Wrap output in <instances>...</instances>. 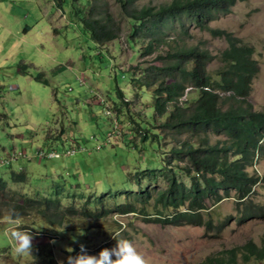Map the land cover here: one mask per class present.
I'll list each match as a JSON object with an SVG mask.
<instances>
[{"label":"rangeland","instance_id":"rangeland-1","mask_svg":"<svg viewBox=\"0 0 264 264\" xmlns=\"http://www.w3.org/2000/svg\"><path fill=\"white\" fill-rule=\"evenodd\" d=\"M145 1L160 4L171 0ZM77 3L78 0H0V155L6 150L17 149L33 156L22 162L0 163V178L12 182L11 171H24L28 186L14 185L13 188L33 195L47 194L52 199H62L68 205L81 208L90 195L102 193L106 196L111 192L108 189L113 192L130 189L124 188V184L134 182V174L130 176L134 165L138 172L147 164L145 153H139L138 161L125 153L126 142L131 141V146L140 143L139 133L134 136L133 131L140 128L137 121L143 122L154 115L153 122L159 127L162 120L151 106V99L144 101L143 96L133 90L132 80L142 79L151 64L162 63L156 61V54L144 56L140 54L141 47L131 46L127 30L119 39L105 46L98 45L83 28L82 21L73 15ZM106 3L118 15L116 1L106 0ZM210 27L225 30L237 39V43L253 48L259 71L252 81L248 100L254 108L262 109L264 0H237L229 12L210 22ZM190 34L180 39L178 34L171 33L168 38L171 45L159 49L160 52L172 51L178 44L198 46L212 57L208 68L214 74L223 66L221 55L230 40L197 27H192ZM136 65L138 69L134 72ZM118 89L123 90L124 98L119 97ZM187 97L189 95L183 100ZM127 98L128 104L125 103ZM120 102H123L122 109L118 110ZM160 129L161 133H166L163 150L168 151L175 142L164 127ZM109 133L115 138L107 144ZM210 137L211 141L225 138L215 134ZM39 148L58 150L62 156L41 160L34 156ZM67 149H74V155L65 154ZM231 158L234 160L235 155ZM20 166L24 167L20 169ZM248 170L263 177L252 196L245 203L234 197L214 204L208 202L205 218L211 223L210 227L150 221L148 218L158 216L157 209L161 207L149 198L136 205L135 212L126 214L113 210L103 218H96L78 212L61 221L62 233H52L53 237L44 234V230L29 227L33 232L32 254L22 256L12 253L9 237L3 231L7 224L5 217L10 212L6 207L11 200L22 203V199L20 194L0 191V203L5 206L0 216V264H47L48 254L58 263L68 255H75L80 244L88 253L95 254L102 245L115 244L110 232H119L120 237L132 241L145 264H199L209 255L251 240L264 245V209H255L264 207V157H259ZM181 180L190 182L186 176ZM149 182L153 184V180H145L146 189L153 190L151 194H154L156 191ZM167 182L160 178L155 185L161 189ZM58 188L62 192L55 195ZM134 193L116 192L118 198L109 197L102 202L110 208L115 204L131 203L126 196ZM67 194L77 197L71 200L65 196ZM93 196L90 198L95 202ZM246 208H254V213H244L246 219H241V212ZM17 220L21 228L31 226L34 220L40 222L36 216ZM224 222L227 223L222 229L217 226ZM239 261L240 264H264V260Z\"/></svg>","mask_w":264,"mask_h":264},{"label":"trees","instance_id":"trees-1","mask_svg":"<svg viewBox=\"0 0 264 264\" xmlns=\"http://www.w3.org/2000/svg\"><path fill=\"white\" fill-rule=\"evenodd\" d=\"M115 1L118 15L106 0H91V4L89 0H78L73 15L82 21L83 28L98 45L105 46L119 39L127 30L131 46L141 47L140 54L144 56L156 54V61L162 63L151 64L142 79L132 80L133 90L141 94L144 101L151 99V106L162 120L159 127L153 122L156 120L154 115L143 122L137 121L140 128L133 131L134 136L139 133L140 143L131 146V141L126 142L125 153L133 161H138L139 153L143 152L148 159L147 164H143V170L138 172L134 165L130 173V176L134 174V182L124 184V188L130 189L114 192L108 189L111 191L108 196L102 193L90 195L81 208L68 205L62 199H52L47 194L33 195L13 188L14 185L28 186V178L24 171H11L14 181L0 178V191L20 194L22 203L12 201L10 196L11 202L6 208L10 212L15 210V219L38 217L40 222L34 220L31 226L26 227L44 230V234L50 237H53L52 233L61 234V221L76 216L78 212L96 218H103L113 210L126 214L135 212L136 205L149 198L161 207L157 209L158 216L148 218L150 221L164 225L210 227L211 223L205 218L208 202L214 204L223 198L234 197L245 203L263 179L248 170L259 157H264V107L256 109L248 100L252 81L259 71L258 61L253 57L252 47L237 43V39L225 30L210 27V22L229 12L237 0H171L160 4L144 0ZM192 27L209 30L215 36H225L230 40L221 55L223 66L214 74L208 68L212 57L198 46L182 47L178 44L172 51L162 53L159 50L171 45L168 39L171 33L183 39V36L191 35ZM133 69L137 71L138 66ZM118 91L119 97L124 98L123 90ZM187 95L189 97L183 100ZM128 102L129 99H125V103ZM122 103L118 110L122 109ZM161 127L175 142L168 151L163 150L162 141L166 133H161ZM211 134L224 135L225 138L211 141ZM232 155H235L234 160ZM183 176L189 177L190 182L181 180ZM160 178L168 181L167 186L161 189L155 185ZM145 180H153V184H149L156 191L154 194H151L153 190L146 189L148 184ZM131 191L135 193L126 196L131 203L115 204L110 208L102 202L109 197L118 198L116 192ZM61 192L62 189L58 188L54 194ZM65 196L71 200L77 197L75 194ZM91 196L96 197L95 202ZM4 208L0 203V216ZM143 209L142 212L145 211ZM241 213V219H246L244 213H254V208H246ZM226 223L217 226L222 229ZM239 254L243 263L264 260V245L249 241L209 255L199 264H240ZM48 256L47 264H58L51 254Z\"/></svg>","mask_w":264,"mask_h":264},{"label":"clouds","instance_id":"clouds-1","mask_svg":"<svg viewBox=\"0 0 264 264\" xmlns=\"http://www.w3.org/2000/svg\"><path fill=\"white\" fill-rule=\"evenodd\" d=\"M117 127V126H116ZM115 132V131H113ZM111 134V133H109ZM108 134V136H109ZM112 137L108 141V137L106 138V143L110 144L111 140L113 138V134H111ZM115 138V137H114ZM113 138V140H114ZM82 150V147L80 148ZM69 150V149H67ZM67 150L65 151V154H67ZM74 150V149H73ZM24 150H6L4 155L2 156H10L12 153H15L17 158L10 161L9 163H2L1 164H12L15 161H21L22 159L31 160L33 156L29 155L26 152H23ZM57 152L59 155L54 157H42L40 155V152ZM75 153V152H74ZM73 154H67V155H74ZM35 157L40 158L41 160L44 159H55L60 158L62 156V153L55 149L46 150L43 148H39L35 155ZM24 166H20V169H22ZM231 198V197H228ZM224 199V198H223ZM220 202V201H219ZM217 202V203H219ZM17 213L15 210L11 211L7 217H5L7 224L6 227L3 229L4 234L9 237L12 253L17 256H22L26 254H32V239H33V232L30 231L29 228H21L19 227L20 221L15 219V216ZM82 234V233H81ZM110 235L115 239V244L111 247H102L96 252L95 254L88 253L83 244H80L79 251L76 252L75 255H68L64 260L58 261V264H145V259L143 256L137 251V248L127 238L120 237L119 232H110ZM72 239H75V237H72ZM253 241V240H251ZM254 242V241H253ZM256 243V242H255ZM257 244V243H256ZM242 246V245H239ZM260 246V245H259ZM67 251L69 253L72 252L71 247L67 248ZM239 259H241V255L239 254ZM242 261V259H241Z\"/></svg>","mask_w":264,"mask_h":264},{"label":"built area","instance_id":"built-area-1","mask_svg":"<svg viewBox=\"0 0 264 264\" xmlns=\"http://www.w3.org/2000/svg\"><path fill=\"white\" fill-rule=\"evenodd\" d=\"M111 137H112V135L109 134L108 141L111 139ZM74 152H75V150H73V149L67 150V154H73ZM40 155L42 157H44V156L54 157V156H58L59 154L57 152H51V153L48 154V153L42 151V152H40ZM16 158H17L16 154L12 153L10 156H2V157H0V161L2 163H9L10 161H12V160H14Z\"/></svg>","mask_w":264,"mask_h":264}]
</instances>
